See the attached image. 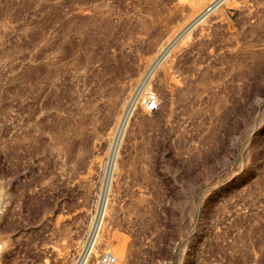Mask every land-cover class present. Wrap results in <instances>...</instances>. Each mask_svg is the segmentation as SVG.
I'll return each mask as SVG.
<instances>
[{
  "label": "rangeland",
  "instance_id": "obj_1",
  "mask_svg": "<svg viewBox=\"0 0 264 264\" xmlns=\"http://www.w3.org/2000/svg\"><path fill=\"white\" fill-rule=\"evenodd\" d=\"M215 2L0 0V264H264V0Z\"/></svg>",
  "mask_w": 264,
  "mask_h": 264
},
{
  "label": "built area",
  "instance_id": "obj_2",
  "mask_svg": "<svg viewBox=\"0 0 264 264\" xmlns=\"http://www.w3.org/2000/svg\"><path fill=\"white\" fill-rule=\"evenodd\" d=\"M137 103L146 113H155L159 110L158 96L151 90L144 91L138 97ZM95 264H120V262L114 254L102 253L95 258Z\"/></svg>",
  "mask_w": 264,
  "mask_h": 264
},
{
  "label": "bare ground",
  "instance_id": "obj_3",
  "mask_svg": "<svg viewBox=\"0 0 264 264\" xmlns=\"http://www.w3.org/2000/svg\"><path fill=\"white\" fill-rule=\"evenodd\" d=\"M226 0H216V2L210 7V10H207V11H205L202 15H200V17L198 18V19H196L193 23H192V25H190L189 27H188V29L189 28H191L195 23H197L198 21H200V20H202V18L206 15V14H208L210 11H212V10H214L216 7H218V5H221L222 3H224ZM187 29V30H188ZM187 30H185V31H187ZM169 52V48H167V49H164L163 50V52L160 54V56L158 57V59H157V61L152 65V67L149 69V71H148V73L145 75V77H144V79H143V85L145 86L147 83H148V81H149V79H150V77L152 76V74L154 73V71L156 70V68L163 62V60L165 59V57H166V55H167V53ZM134 100H135V102H134ZM137 100H138V97L137 98H133V100H132V104L134 105H138V103H137ZM134 102V103H133ZM132 107H134V106H132ZM130 112V111H129ZM129 115H130V113L127 115V117L120 123V127L118 128V130H117V135H116V137L118 138L119 137V135H120V133H121V131H122V129L125 127V125L127 124V122H128V117H129ZM116 138V139H117ZM120 138V137H119ZM117 143V142H116ZM118 148V147H117ZM116 152V151H115ZM114 159V158H113ZM92 244H93V239H91L90 240V242H89V244L87 245V249H86V251L84 252V254H83V259L84 258H86L87 257V255H88V253H90V250L92 249ZM122 252V251H121ZM120 252V253H121ZM83 259H81V260H83ZM84 261V260H83ZM81 263V262H80Z\"/></svg>",
  "mask_w": 264,
  "mask_h": 264
},
{
  "label": "water",
  "instance_id": "obj_4",
  "mask_svg": "<svg viewBox=\"0 0 264 264\" xmlns=\"http://www.w3.org/2000/svg\"><path fill=\"white\" fill-rule=\"evenodd\" d=\"M208 10H210V8H209ZM179 38H180V37L178 36V37L176 38V41H177Z\"/></svg>",
  "mask_w": 264,
  "mask_h": 264
}]
</instances>
